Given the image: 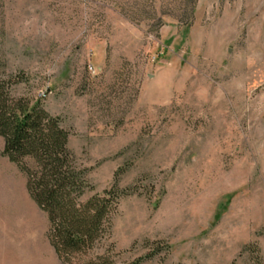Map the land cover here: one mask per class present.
Returning <instances> with one entry per match:
<instances>
[{
	"label": "rangeland",
	"instance_id": "rangeland-1",
	"mask_svg": "<svg viewBox=\"0 0 264 264\" xmlns=\"http://www.w3.org/2000/svg\"><path fill=\"white\" fill-rule=\"evenodd\" d=\"M18 72L87 197L120 172L110 237L74 263L264 264V0H0V77ZM48 231L0 137V264H67Z\"/></svg>",
	"mask_w": 264,
	"mask_h": 264
},
{
	"label": "trees",
	"instance_id": "trees-1",
	"mask_svg": "<svg viewBox=\"0 0 264 264\" xmlns=\"http://www.w3.org/2000/svg\"><path fill=\"white\" fill-rule=\"evenodd\" d=\"M25 82L28 78L23 72L0 77L4 155L26 174L27 191L48 218V239L58 257L67 264H113L106 255L83 263L74 260L110 237L113 215L126 194L118 187L120 172L114 186L87 197L94 188L89 171L79 164L69 147L70 132L41 100L17 96L18 86ZM155 254L127 264H146Z\"/></svg>",
	"mask_w": 264,
	"mask_h": 264
},
{
	"label": "bare ground",
	"instance_id": "bare-ground-1",
	"mask_svg": "<svg viewBox=\"0 0 264 264\" xmlns=\"http://www.w3.org/2000/svg\"><path fill=\"white\" fill-rule=\"evenodd\" d=\"M8 197H9V196H8ZM14 201H15V199H14ZM1 210H2V208H1ZM26 216H27V215H26ZM3 222H4V221H3ZM7 240H8V239H7ZM9 240H10V239H9ZM12 241H13V240H12ZM12 241H11V242H12ZM9 242H10V241H9ZM14 244H15V243H14ZM14 244H13V245H14ZM30 246H31V245H30ZM21 247H22V246H21ZM31 247H32V246H31ZM9 248H10V247H9ZM12 249H13V248H12ZM12 255H13V253H12ZM17 256H18V255H17ZM35 256H36V255H35ZM37 260H38V259H37Z\"/></svg>",
	"mask_w": 264,
	"mask_h": 264
},
{
	"label": "built area",
	"instance_id": "built-area-1",
	"mask_svg": "<svg viewBox=\"0 0 264 264\" xmlns=\"http://www.w3.org/2000/svg\"><path fill=\"white\" fill-rule=\"evenodd\" d=\"M90 70H91V71H94V69H93L92 67H90Z\"/></svg>",
	"mask_w": 264,
	"mask_h": 264
}]
</instances>
